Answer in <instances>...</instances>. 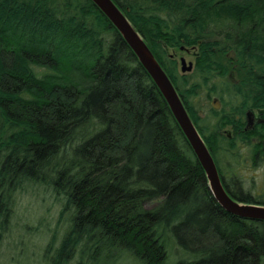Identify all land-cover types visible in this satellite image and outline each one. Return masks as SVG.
I'll use <instances>...</instances> for the list:
<instances>
[{"label": "trees", "instance_id": "trees-1", "mask_svg": "<svg viewBox=\"0 0 264 264\" xmlns=\"http://www.w3.org/2000/svg\"><path fill=\"white\" fill-rule=\"evenodd\" d=\"M112 1L174 86L226 192L264 205L222 170L241 149L253 167L264 162V125L243 130L246 112H264V0ZM188 48L193 68L180 73L168 50ZM32 187L50 191L66 225L47 264H264V222L215 202L161 93L90 0H0V243L17 193Z\"/></svg>", "mask_w": 264, "mask_h": 264}, {"label": "rangeland", "instance_id": "rangeland-1", "mask_svg": "<svg viewBox=\"0 0 264 264\" xmlns=\"http://www.w3.org/2000/svg\"><path fill=\"white\" fill-rule=\"evenodd\" d=\"M187 52L168 50L169 55L174 54L180 73L181 58L185 59L186 64L194 63V51L188 48ZM36 71L41 74L45 70L36 68ZM199 103L207 109L210 106L219 107L217 101H207L203 98ZM204 112L206 113L201 111V117L204 116ZM260 113V111H254L253 114L264 116V112ZM227 131L228 129L224 130V132ZM240 152L238 165L235 164L234 159H229L230 162H235L234 167L226 163L222 164L225 179L230 181L238 177L242 182L241 189L245 193L248 192L252 197L264 201V162L253 167L247 150L241 149ZM59 209V203L46 188L32 187L17 193L14 215L0 243V264H47L44 254L48 243L53 237V248H56L66 230L64 223L58 226ZM123 264H138V262L126 258Z\"/></svg>", "mask_w": 264, "mask_h": 264}, {"label": "water", "instance_id": "water-1", "mask_svg": "<svg viewBox=\"0 0 264 264\" xmlns=\"http://www.w3.org/2000/svg\"><path fill=\"white\" fill-rule=\"evenodd\" d=\"M90 1L102 12L116 29L161 93L175 122L204 171L208 188L215 202L230 215L245 220L264 222V205L240 203L231 198L226 192L209 150L189 118L174 86L153 57L141 35H139L134 29L125 15L112 0ZM180 66L181 73H189L192 71L193 67L191 62L186 64L185 59L183 58L180 59ZM246 121V130H251L255 122L257 124H264V119H256L251 111L247 112Z\"/></svg>", "mask_w": 264, "mask_h": 264}, {"label": "flooded vegetation", "instance_id": "flooded-vegetation-1", "mask_svg": "<svg viewBox=\"0 0 264 264\" xmlns=\"http://www.w3.org/2000/svg\"><path fill=\"white\" fill-rule=\"evenodd\" d=\"M248 112H249V111H248ZM246 114H247V112H246ZM246 114H245V127H244V129H243L245 132L253 130L254 127H255L256 125H264V124H257V123L255 122V123H254V126H253V128H252L251 130H246V126H247ZM254 116H255V114H254ZM255 118H256V119H258V118H263V119H264V116H262V115H258V116H255ZM230 135H231L230 133H227V136H228V137H230Z\"/></svg>", "mask_w": 264, "mask_h": 264}]
</instances>
